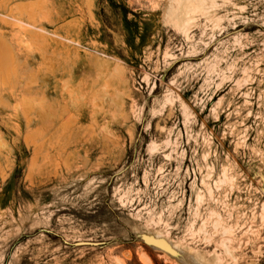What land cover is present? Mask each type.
<instances>
[{
  "label": "rangeland",
  "instance_id": "rangeland-1",
  "mask_svg": "<svg viewBox=\"0 0 264 264\" xmlns=\"http://www.w3.org/2000/svg\"><path fill=\"white\" fill-rule=\"evenodd\" d=\"M178 2L0 0V264H264V0Z\"/></svg>",
  "mask_w": 264,
  "mask_h": 264
},
{
  "label": "bare ground",
  "instance_id": "bare-ground-1",
  "mask_svg": "<svg viewBox=\"0 0 264 264\" xmlns=\"http://www.w3.org/2000/svg\"><path fill=\"white\" fill-rule=\"evenodd\" d=\"M179 1V7L177 12L173 15L179 28H184L190 23L189 13L192 11L191 6L194 5L197 10L203 9V2L208 1L211 5L217 4L219 0H177ZM174 3V2H173ZM217 7V6H216ZM170 11V10H169ZM173 12V11H171ZM172 14V13H171ZM193 19V18H192ZM17 25V24H15ZM14 25V26H15ZM18 26V25H17ZM31 28V27H30ZM25 29V28H24ZM188 30V29H187ZM22 37V36H21ZM6 55V52L4 53ZM229 181V180H228ZM221 184V183H220ZM263 209V208H262ZM262 216V215H261ZM263 220V218H262ZM158 243V242H157ZM160 244V243H159ZM141 264H151L149 260L144 258L140 259Z\"/></svg>",
  "mask_w": 264,
  "mask_h": 264
},
{
  "label": "water",
  "instance_id": "water-1",
  "mask_svg": "<svg viewBox=\"0 0 264 264\" xmlns=\"http://www.w3.org/2000/svg\"><path fill=\"white\" fill-rule=\"evenodd\" d=\"M147 242H148L149 244H151L152 246H156V247H158V248H165V247H166V246H164L165 244H163V242L160 243V242H161L160 240H159V242L157 243L156 240H153L152 238H147ZM159 243H160V244H159ZM74 246H91V244H90V243H76V244H74ZM161 246H162V247H161ZM165 249H167V248H165ZM167 251H169L170 254H172L173 256H175L174 251H171V250H167Z\"/></svg>",
  "mask_w": 264,
  "mask_h": 264
}]
</instances>
